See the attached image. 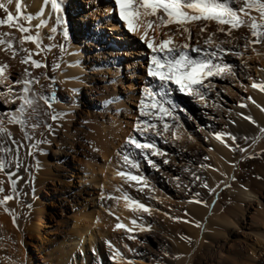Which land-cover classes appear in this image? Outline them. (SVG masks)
Here are the masks:
<instances>
[{
	"label": "rangeland",
	"instance_id": "obj_1",
	"mask_svg": "<svg viewBox=\"0 0 264 264\" xmlns=\"http://www.w3.org/2000/svg\"><path fill=\"white\" fill-rule=\"evenodd\" d=\"M241 3L242 0H237L233 7ZM109 5L113 12L110 17ZM67 7V14L60 15L64 22L50 25L51 29L57 28L54 37L59 35L62 40L56 41L45 54L52 62L49 71L56 80L47 78L45 67L32 66L34 85H39L41 91L36 92L38 102L34 114L29 115L26 129L19 127L21 132L13 131L16 126L9 127L3 115L8 111L7 102L17 105L18 99L10 102L11 95L0 96V119L5 120L12 137L16 133L22 137L24 147L20 149V160H25L33 150L31 174L36 164L41 165L43 173L52 171V181L38 195L34 185L37 178L33 175L32 184L22 178L20 168L16 170L13 162L15 148L13 153L5 154V147L0 143V159L12 164L0 173L4 188L0 198L14 195L7 207L16 218L13 223L12 216L0 205V264H255L249 257V249L258 241L264 244V137L254 140L259 136V123L253 116L255 112L264 114V92L251 85L264 83V49L244 52L243 38L250 39L251 33L245 28L234 31L233 37L239 39L223 47L243 55L224 56L225 62L231 65L230 71L223 77L211 78V86L203 89L204 99L181 93L174 84L168 85L167 95L161 98L164 106L173 112V116L165 117L168 131L160 136L153 133L141 136L134 132L135 122L152 119L139 115L140 100L147 102L144 90L147 87L157 92L162 90L158 80L146 75L151 50L126 31L125 36L131 41L118 39L121 33L112 30L114 23L110 22L119 20L115 0H69ZM64 28L69 33L67 40L63 36ZM216 28L212 23L198 36L199 24H194L189 43L195 45L199 39L203 47L208 34ZM84 29L93 32L94 42L82 44ZM11 31L14 33L16 29ZM14 35L18 46L19 38ZM213 39L229 38L217 32ZM72 40L73 46L83 48L86 57H82V62L87 70L81 71L77 89L66 87L65 84L71 83L69 79L60 80ZM60 46L64 47L63 52ZM178 46H175L177 52L182 51ZM111 52H115L116 59L111 58ZM189 52L197 55L190 49ZM51 54L55 56L52 59ZM25 55L18 52L14 59H7L12 70L11 82L16 80L18 57L22 59ZM40 70L41 75L36 77ZM223 78L229 81L224 86L219 81ZM2 79L0 92L4 86ZM39 96H54L52 108ZM52 114H58L59 118L53 121ZM239 120L246 125L240 127ZM45 123L52 126L51 131ZM32 124L39 127L33 129ZM259 127L264 128L260 124ZM160 128L163 129V123ZM25 131L32 136L31 140L25 138ZM130 135L141 142L154 143L159 154L152 155L150 151L145 154L134 146L128 147L126 139ZM217 135H223V140L217 139ZM53 136H58L61 142L58 148L51 141ZM233 136L235 141L231 139ZM214 139L220 142L222 156L212 145ZM38 140L46 142L32 148ZM51 147L60 149L62 155L49 170L46 164L53 160ZM243 148L247 151L240 150ZM124 154H129L138 168L125 164ZM215 156L221 162H215ZM239 164L244 179L235 174ZM88 170L96 177L91 178ZM7 171L15 173L12 179L17 180V191L14 194ZM120 172L141 176L143 183L130 181L127 176L119 175ZM249 178L258 181L249 183ZM247 191L253 193L250 199L244 196ZM196 193L200 195L197 197ZM125 194L151 212L131 210L137 223L118 229L116 225L124 223L114 215L111 206H120ZM196 199L206 202L207 206L189 202ZM40 208H44L46 228L37 235L34 231ZM90 219L93 239L83 244L77 242L75 247L73 240L79 239V235L72 230L73 223L81 222V233ZM186 220L191 222L185 223ZM227 220L232 222L231 226L226 224ZM195 222L202 228L195 227ZM181 237L191 238L192 243ZM114 245L122 254L118 262L105 258ZM258 264H264V258Z\"/></svg>",
	"mask_w": 264,
	"mask_h": 264
},
{
	"label": "snow or ice",
	"instance_id": "obj_2",
	"mask_svg": "<svg viewBox=\"0 0 264 264\" xmlns=\"http://www.w3.org/2000/svg\"><path fill=\"white\" fill-rule=\"evenodd\" d=\"M237 0H115V8L118 10L119 20L122 21V27H126L129 33H137L143 28V34L140 36L148 49L151 50L150 61L147 65L146 75L155 80H158L161 84L162 90L157 92L153 88L147 87L144 90V95L147 98V102L144 99L140 100L139 115L143 117H152V119L137 120L134 124V132L143 136L145 133H153L156 136L162 135L163 132H167L169 124L165 121V117L173 116L172 109L165 107L161 101V98L167 95V86L174 84L178 87L181 93L195 96L200 99L205 98L203 89L211 86V78L223 77L225 72L230 71L231 65L226 63L224 56L228 53H232L236 56H242L240 51H234L233 49H226L224 44H233L234 40L239 39L233 37L234 31H239L242 28L247 29L251 33L253 39L249 40L248 37H244L245 44L243 47L247 49L249 44L264 43V0H242L239 7H233ZM50 3L51 9L56 17L57 25L63 23L62 17L59 15L63 12V6L60 0H45V5ZM13 4V0H0V10L5 13L4 18H0V28H10L18 30L22 36L19 39V48L16 47L15 37L10 32L0 33V46L4 51H11L12 58L14 59L18 52H24L26 55L22 58L21 63L31 64L35 68L47 67L41 61L33 59V55H39L40 51H51L53 45H48L46 48H42V40L39 31L36 34H32V20L33 15H25L23 12V4L21 0L15 2V12L9 7ZM38 15H43L41 12ZM154 17L155 19H148ZM21 20L27 21L28 26L21 23ZM202 22V23H201ZM215 23L217 26L215 32L208 34V37L204 40V46H200L199 39L195 45H191L189 42L183 43L178 47L183 49L177 52L174 47V41L171 36L168 39L157 41L155 32L159 29L168 27L170 25H176L177 30L181 35L187 34L188 41H191L192 32L189 25L199 24L198 36L208 30V26ZM46 24L41 22L36 25V28L45 27ZM57 31L56 27L52 28V32ZM149 32L153 33L150 37ZM223 33L229 39H213L216 33ZM63 36L67 40L69 33L67 28L63 29ZM49 39L54 37L49 36ZM25 43H32L35 45L37 51L34 53L28 48L23 47ZM61 51L65 49L60 46ZM196 53V56L190 54ZM78 66V65H72ZM8 65L0 64V78H5V72ZM54 67L59 68L56 64ZM25 74L31 77V72L25 69ZM208 82L207 84L205 82ZM38 82V81H35ZM14 84H23L22 93H13L11 88L5 92H0V95L12 94L13 101L20 100L21 103L14 110H8L3 115L7 117V124L19 125L21 129H26L29 123V117L27 115L29 109H33V106L38 102L37 94L31 89V85L34 83L32 79L16 80ZM253 88L264 92V83H253ZM29 93H32L29 95ZM48 108H52V101L54 96H39ZM250 99V98H249ZM243 106V105H241ZM34 110V109H33ZM67 115V113H65ZM59 118L58 114H52L51 119L53 121ZM174 118V117H173ZM245 119L251 120V117H245ZM255 124V121H252ZM163 123V129L161 130L160 124ZM45 126L49 131L52 130L50 124ZM33 129L39 127V124H32ZM259 128V136L254 140H259L264 137V128ZM12 137V133L9 131L5 124L4 119H0V143H7V140ZM25 138L32 139L25 131ZM217 139L223 140V135H217ZM235 141V137H231ZM247 139V137H246ZM46 141H36L32 148H37L40 143ZM11 143L16 145L13 162L15 163L16 170H19L21 165L20 149L24 147L22 143L12 139ZM126 145L128 147H135L140 150L141 153L147 154L148 151L152 155L159 154V149L154 143L141 142L135 135H130L126 139ZM237 147H239L237 145ZM235 150V149H234ZM241 151H247L246 148L240 149ZM5 154L13 153L11 147H5L3 149ZM28 156L33 155L32 152L27 153ZM125 164L130 165L133 168H138V164L131 159L129 154H124ZM12 164L6 159H0V173L6 172L11 168ZM7 177L11 184V192L14 194L17 191V180L12 179L15 174L12 171H7ZM119 175L127 176L130 181H135L138 184H142L144 178L138 175H133L130 172H120ZM178 179V178H177ZM199 179V177H196ZM205 188L207 184L203 185ZM211 191V190H210ZM4 193L3 181H0V194ZM197 197L199 193L195 194ZM14 195H3L0 198V205L4 206L5 212L12 216L13 223H15V214L7 207L8 202L14 199ZM125 200L128 201L132 207V210H142L143 212L150 213L151 209L138 201L132 200L125 194ZM197 204H205L206 202L199 199L189 201ZM30 207V205H29ZM187 215V213L185 214ZM189 223L191 221H184ZM132 224H136L137 221L133 219ZM195 227L202 228L199 222H195ZM116 228H125V225L118 223ZM131 231V229H126ZM143 230V229H142ZM150 230V229H148ZM181 239L187 240L188 243H192L191 238L181 237ZM119 255V253H117ZM177 259L179 257H176Z\"/></svg>",
	"mask_w": 264,
	"mask_h": 264
},
{
	"label": "bare ground",
	"instance_id": "obj_3",
	"mask_svg": "<svg viewBox=\"0 0 264 264\" xmlns=\"http://www.w3.org/2000/svg\"><path fill=\"white\" fill-rule=\"evenodd\" d=\"M68 1L69 0H60V2L62 3V6H63V12H61L59 15H61V14H67ZM5 2H6V0H5ZM15 2H16V0H13V4L9 6L13 12H15ZM21 2L23 4V12H24V14L25 15H33V17H34V19L32 20V34H36V32L39 31L40 37H41V40H42V48H46V46H48V45H55V44H57V42L59 43L62 40V37H60L59 35H57L58 37L55 38L54 37L55 34L52 33V29L50 27V25L55 24V22H56V17H55V14L53 13V11L51 9L50 3L48 5H45V0H21ZM109 6H110V8L108 10V12H109L108 16L110 17L113 14V12H112V6L111 5H109ZM41 12L43 13V15H38ZM2 14L5 15V13L3 12V10H0V15H2ZM117 14H118V10H117ZM148 19H155V18L154 17H149ZM41 22H44L46 24V26L45 27H40L39 29H37L36 28V25L37 24H40ZM110 22L111 23H114L113 25H111V29L112 30H115L116 32H120L121 33V35L119 36L118 39H125V40L131 41V39H129V38H127L125 36L126 35L125 34V31L126 32H128V31H127L126 27H122V23H123L122 21L118 20V21H110ZM21 23H23L25 26H28L27 21H25V20H21ZM193 26H194V24L192 25V27ZM188 27H190L191 32H192L193 29H192L191 25L188 26ZM3 30H5V31H3ZM143 31H144L143 28H141L135 34L129 33V32H128V34H130L131 36H134L135 38L140 39V36L143 34ZM3 32H10V33H12L11 29L10 28H7V27L0 28V33H3ZM13 34H15L19 39L22 36V34L18 30H16L14 33H12V35ZM83 34H84V39L81 40L82 44H85L86 45V43L94 42L93 38L95 37V35L93 34V32H90L87 29H84ZM152 35H153V33L149 32V36L151 37ZM49 36L54 37V39H49L48 38ZM155 36H156L157 41H160V40H163V39H168L169 36H171L172 39H173V41H174V45H173L174 47L175 46H178L180 44L182 45L183 43L189 42L188 39H187V34L181 35L180 32L177 30V26L176 25H170L168 27H165V28H162V29L157 30L155 32ZM251 39H253V38L250 37L249 40H251ZM73 45H74V40H72L71 43L69 44V51L67 53V57L65 58V64H64V69H63L65 72L63 73V76L60 79L62 81H64L65 79H69L71 81V83L69 82V84H65L66 87L69 88V89H77L79 87V85L81 84L80 81H79L80 75H81V71H86L87 70L85 63L82 62V60L84 58H86L85 57V52H83L81 50L83 48L78 47V45H76V47L73 46ZM19 46L20 45H18L16 47L19 48ZM23 47L28 48L29 50H31L34 53L37 51L35 45L32 44V43H30V44L25 43L23 45ZM114 48H115V46H114ZM263 49H264V43H260V44H249L248 47H247V49L244 50V52H246V53L253 52L254 53L256 51L259 52V51H261ZM116 51L117 50H115V52ZM115 52H111V58H115V59L117 58V56L114 55ZM45 54H46V50H43V51H40V54L39 55H33L32 58L35 59V60L41 61L43 64H46L47 67H45L46 68V71L45 72H47V73H45V74H46L47 78L49 80H51V79L56 80V78H54V76L49 71L50 70V67L52 65V62H51V60L50 61L47 60L48 57ZM261 54H263V53H261ZM261 54L259 53V55H261ZM256 55H258V54H256ZM56 56H57V52H56ZM50 57L52 59L55 56L53 54H51ZM82 57H84V58H82ZM10 58H12L11 51H4L3 50V47L0 46V63L3 62V64H6L8 62L7 59H10ZM18 58L19 59H17V61H19L20 64L18 63V66H19L18 68L19 69L16 72L17 73L16 80H21L22 81V80H24L26 78L27 79L34 80V75L31 74V77H28L25 74V69L26 68L28 69L29 72L32 71V69H33L32 68V65L31 64H27V65L26 64H23V63H21V60L22 59L20 57H18ZM72 65H78V66H72ZM53 66H54V64H53ZM7 69H8V71L6 73L9 76L10 73H12L11 65L9 64V62H8ZM225 74H226V72H225ZM38 75H41V70L36 73V77ZM8 76L7 77L5 76L6 79L5 78L2 79L4 81V86H2V88H1L2 89V92H5L7 89L11 88L13 90V93H19V94L23 95L22 88H23L24 85L22 83L21 84H14L13 82L10 81L11 76H9V77ZM229 79H230V77H229ZM40 80H41V78H40ZM219 81H220V83L223 86L226 85L229 82L226 78L219 79ZM30 87L33 90V92H35V93L38 90L41 91L40 88H39V85H34V83ZM31 94L32 93H29V95H31ZM6 95H8V96L11 95L10 98H9L10 99L9 101L11 102V100H13V95L12 94H5V95H0V96L3 97V96H6ZM7 103L8 104L6 106L8 107V110H11L10 109L11 106L12 107L13 106H17L18 107V105L21 103V101L18 100L17 105H15V104L14 105H11L9 102H7ZM35 105L33 106V109H35ZM33 109H29L28 110V113H27L28 117H29V115L31 116V115L34 114L35 110H33ZM253 117H255V119L257 120V123H259L261 126L262 125L264 126V114L263 113H261V112H255ZM8 125H9V127H12V128H13V126H16L15 129L13 128V131H16V132L20 131L21 132V130H19L20 129L19 128L20 127L19 125H15V124H8ZM245 125H246L245 123H243V122H241L239 120V126L240 127H244ZM21 138L22 137L20 136V133H18V134L16 133V136L15 137H12V138L8 139L7 140V143H2V145L4 147L15 148L16 145L12 144L11 143V140L14 139L17 142L21 143L22 142V139ZM51 141L54 143L53 145H56L55 147H57V148L61 144V142L58 139V136L51 137ZM212 141H213L212 142V145L216 148L217 152L220 153V156H222L221 153H223V150L220 148V142H218L215 139L212 140ZM59 150L60 149H54L53 147H51L53 160H49L47 162V164H46V166H47V168L49 170H52V167H54V165H56L55 164L56 161H58V162L60 161V156L62 155V152L59 151ZM30 152L33 153V150H30ZM210 156L212 157V154L211 153H210ZM217 157L216 156L214 157L215 162H221L220 160H218ZM54 160H56V161H54ZM222 164H224V163H222ZM21 165L22 166L20 167V171H21L22 178H24L25 180H27L28 182H30V184L34 183V182L31 183V180H32L33 175H34V178H37L36 179L37 180L36 181L37 183H35L34 185L36 186V188H37L36 191L38 192V195H39L40 192H41V188H46V186L48 185V182L50 180L52 181V179H51L52 178L51 177L52 176V174H51L52 171H48L47 170L46 172L43 173L41 171V165L36 164L37 165L36 166V170L33 172V174H31V170L30 169H31V167L33 165V155L27 156L25 160H22L21 161ZM222 172L225 173L226 171L223 170ZM88 174H89V176L91 178L96 177L95 176V173H93V171L88 170ZM235 174L237 176H239L240 179H244V174L242 175V167L240 166V164L236 166V172H235ZM41 176L43 177L42 180H41ZM253 179L252 178H249L247 180L249 181V183H256L258 181V180H256V181L254 180L253 181ZM250 192L247 191L245 193L244 196H245L246 199H250V196L253 194V193H250ZM254 196L255 197H253V198L258 199V197L256 195H254ZM44 203L45 202H41L40 205H44ZM111 209H112V212L114 213V215L116 217H118L124 223V225H126L127 227H132L134 225V224L131 223V221L133 220V216H132V213H131L132 207H131V205H130V203L128 201H126L125 199H123L121 201V205L120 206H117L116 204H114V205L111 206ZM43 213H44V208H40L39 209V215H38V218H37L38 219V223L36 224V228H35V231H34V232H36L37 235L40 234V232H41L42 229L46 228L45 225H44ZM255 213L257 214L258 211L255 210ZM243 218H244V215L242 216V219ZM91 219H90V221L87 222L88 225H86L87 228H84L85 231H83L81 233H80V230L82 228L81 222L76 220L73 223L72 230L75 232V234L79 235V239H74L73 240V243H74V246L75 247L77 246L76 245L77 242H79V244H83L86 240H92L93 239V235H92L93 232H92V230H90L91 229L90 227L92 225ZM226 224L228 226H231L232 225V222L227 220L226 221ZM233 225H235V224H233ZM224 236H226V235H224ZM116 247H115V245L114 246H111V248L108 250V253L106 255L107 257H105L106 260L108 259V261L110 260V261H117L118 262V258H120L122 256V254H121V252ZM207 249H209V248H207ZM117 253H119V255H117ZM249 257L252 259V262L255 263V264H258L259 262H261L263 260V258H264V244L262 242H259L258 241V243H256V245H254L253 247L251 246V248L249 249ZM83 263H84V259H83ZM76 264H77V262H76Z\"/></svg>",
	"mask_w": 264,
	"mask_h": 264
}]
</instances>
